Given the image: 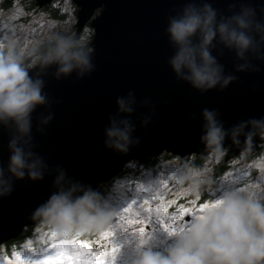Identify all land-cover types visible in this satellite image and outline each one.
I'll return each instance as SVG.
<instances>
[{"label":"clouds","instance_id":"clouds-1","mask_svg":"<svg viewBox=\"0 0 264 264\" xmlns=\"http://www.w3.org/2000/svg\"><path fill=\"white\" fill-rule=\"evenodd\" d=\"M232 8L230 5V14L225 16L205 0H189L167 17L164 31L172 49L167 64L177 80L201 93L225 89L237 77L225 72L212 54L216 49H227L234 55L236 72L260 71L253 61L264 62V8L259 18L251 5L240 3L237 10ZM94 51V44L70 25L47 28L28 48L9 35L0 39V127L9 132V155L6 163L0 164V198L13 191L16 180L38 181L51 175L50 194L32 212L36 224L61 241L101 233H108L111 240L102 254L73 251L72 264H264V194L260 186L228 187L207 195L187 219L168 225L159 222L166 235L158 239L152 231L118 226L124 207H113L96 189L73 179L62 166H50L34 151L33 113L38 107L50 106L43 76L52 69L56 80L72 74L76 79L84 78L95 69ZM115 105L116 111L107 116L103 144L126 154L140 143L132 119L137 106L149 109L139 118L141 128L152 121L155 108L150 97L138 101L133 91L118 95ZM200 117L204 159L222 157L226 138L240 146L243 136V150H251L254 136L264 143V116L229 128L224 127L216 109L203 108ZM52 119L51 111L38 114L36 131L43 135L44 126ZM166 178L177 186L187 185L193 193L203 195L213 190L207 169L191 164L178 162ZM117 230H129V234L114 242ZM125 247L130 248V254L118 260ZM33 253L39 254L35 260L47 257L39 247L31 256Z\"/></svg>","mask_w":264,"mask_h":264},{"label":"water","instance_id":"water-1","mask_svg":"<svg viewBox=\"0 0 264 264\" xmlns=\"http://www.w3.org/2000/svg\"><path fill=\"white\" fill-rule=\"evenodd\" d=\"M51 1L37 0V4L44 6ZM73 1L78 7V32L90 21L94 29L95 69L81 79L72 74L56 80L52 69L43 76L50 106L38 107L33 113L32 136L34 151L50 166H62L73 179L97 190L132 160L148 164L165 152L182 158L203 155L204 146L199 139L203 108L218 110L225 128L264 116V62L253 61L260 68L258 72H236L234 55L227 49H216L212 54L225 72L237 77L225 89L213 88L201 93L176 79L167 64L172 49L164 29L167 17L189 0ZM205 2L225 16L230 14V5L232 11L240 3L251 5L257 18L264 8V0ZM128 91H133L138 101L150 97L155 114L141 128L139 118L149 109L137 106L132 119L137 125L134 135L140 143L128 153L120 154L104 147L103 129L108 124V114L116 111L115 98ZM46 111L53 113V119L44 126L42 135L36 131L37 116ZM8 139L9 132L0 127V164L6 163L9 155ZM240 141L237 146L225 139L226 161L244 151L243 136ZM262 142L259 136H254L253 147L247 151L252 154L260 150ZM52 179L51 175H45L38 181L16 180L13 191L0 198V246L20 237L28 226L36 225L32 212L47 199Z\"/></svg>","mask_w":264,"mask_h":264},{"label":"rangeland","instance_id":"rangeland-1","mask_svg":"<svg viewBox=\"0 0 264 264\" xmlns=\"http://www.w3.org/2000/svg\"><path fill=\"white\" fill-rule=\"evenodd\" d=\"M3 1L5 0H0V32L2 34L0 39L5 35L12 36L24 48L30 47L34 39L42 36L44 31L49 28V25L51 27L66 26L65 21L67 19L59 20L51 11L54 9L65 10L67 11L66 13H71L74 9L78 10L72 0H55L54 7L51 8L48 3L40 6L37 1H33L39 11L29 9L26 0H12V4H14H11V10L5 11L1 9ZM98 14L99 11H97ZM84 37L87 39L88 35L85 34ZM262 148L261 154L256 157H250L247 151H242L240 156L228 162L229 165L221 176L216 175L215 167L220 166L221 160L225 157L227 151L222 157L216 159H204V156L195 154L194 156L190 154L193 157L184 158L173 154L170 158L166 157V155H161L156 164L149 166L138 160H132L121 173L111 177L108 181L110 182L109 184L106 182L108 186L103 197L113 207L118 209L129 208L128 212L121 211L117 222L118 226L122 225L125 228L136 231L143 228L145 231H152L153 235L158 239H163L166 233L156 217L158 205L163 208L165 221H171L174 216L178 215L179 211L186 210L182 217L175 220V222H180L182 219H187L193 211L204 203L205 196L218 194L225 188L257 185L260 186V192L264 194V143ZM165 154L171 153L165 152ZM198 161L201 162L199 166ZM178 162L206 168L209 179L213 181V190L209 189L208 192L204 193V196V194L201 195L189 191L187 185L177 186L173 181L167 179V173ZM153 181L156 182L155 186H151ZM160 181H163L162 185H160ZM140 186L149 189V191L144 192ZM157 187H159L158 193L155 190ZM145 200L149 201L147 205H144ZM147 208H151L152 212H147L145 210ZM137 211L141 213L139 217L136 215ZM128 234L129 230H117L116 235L112 239L114 242H119ZM73 241L76 244H73ZM67 242L61 247L59 254H56L57 250L53 249L51 245L52 243L60 244L61 240L54 238L47 228L36 225L32 236L24 243L17 244L19 246L13 245L11 251L15 258L14 254L23 256L29 247L33 249L39 247L42 253L48 254L47 257L41 258V264H72L73 257L71 253L76 251L78 246H81L80 254H87L88 252L95 254L107 251L111 244L109 236L104 235V233L93 236L71 237L68 238ZM84 244L87 245L86 250L82 248ZM5 252V247L2 246L0 248V261L1 255ZM129 254L130 248L125 247L120 253L118 260L126 258ZM38 257L39 254H32L33 259Z\"/></svg>","mask_w":264,"mask_h":264},{"label":"trees","instance_id":"trees-1","mask_svg":"<svg viewBox=\"0 0 264 264\" xmlns=\"http://www.w3.org/2000/svg\"><path fill=\"white\" fill-rule=\"evenodd\" d=\"M8 2H6L5 3V5H4V7L5 8H8V7H10L11 6V4H12V0H7ZM75 12L76 11H73V14H71L70 15V17H72V18H75L76 17V15H75ZM55 16L56 17H58V16H60V17H65L66 15H64L63 13H61L60 11H55ZM162 155H166V157H168V158H170V157H172L171 155L172 154H165V153H163ZM194 156V155H193ZM192 155H186L185 157H193ZM160 157L161 156H159V157H155L150 163H148L147 165L149 166V165H154V164H156L158 161H159V159H160ZM250 157H253V156H250ZM184 158V157H183ZM225 158V157H224ZM224 158L221 160V164H220V166L219 167H215L216 168V175L217 176H221L224 172H225V169L228 167V165L229 164H227L226 162H225V160H224ZM201 164V162L200 161H198V166ZM109 184V183H108ZM108 184L106 183V184H102L101 186H100V188L97 190L98 192H100L101 193V195L102 196H104L105 195V192H106V188H107V186H108ZM204 196H205V194H204ZM203 196V197H204ZM206 197V196H205ZM33 231H34V227H27L26 229H25V231H24V233L20 236V237H18V238H16V239H12V240H9V241H7L5 244H3V246L5 247V253H3L2 255H1V261H0V264H13V261H14V256H13V252L11 251V248H13V245H17V244H22V243H24L25 241H27L31 236H32V234H33ZM19 245H17V246H19Z\"/></svg>","mask_w":264,"mask_h":264},{"label":"snow or ice","instance_id":"snow-or-ice-1","mask_svg":"<svg viewBox=\"0 0 264 264\" xmlns=\"http://www.w3.org/2000/svg\"><path fill=\"white\" fill-rule=\"evenodd\" d=\"M49 27H51V25H49ZM162 184H163V181H160V185H162ZM140 187L142 188V190H143L144 192H148V191H149V189L144 188L143 186H140ZM155 190H156L157 193H158V192H159V187H157ZM148 203H149L148 200H145V201H144V205H147ZM201 206H202V205H201ZM145 210H146L147 212H149V213L152 212V209H151V208H147V209H145ZM123 211H124V212H128V211H129V208H124ZM184 211H186V210H181V211H179L178 215H177V216H174V217L172 218L171 221H165L164 218H163V208H161V207L158 205V206H157V209H156V217H157V219H158L160 222H163V223H165L166 225H168L169 222H175L176 219H178L179 217H182V216L184 215ZM136 215L139 217V216L141 215V213H140L139 211H137ZM140 222H142V221H140ZM143 230H144V229L141 228V231H143ZM51 235L54 236V234H51ZM104 235L108 236L109 234H108V233H104ZM66 243H68V242H67V241H61L60 244L52 243L51 247H52L53 249H56V250H57V253H56V254H59V251H60L61 247H62L64 244H66ZM72 243H73V244H76L75 241H73ZM82 248L86 250V249H87V245L84 244V245L82 246ZM34 250H35V249L29 247V248L27 249V252H25V254H23V256H21L20 254H14V255H15V260L13 261V264H41V261H39V260H35V259L32 258L31 253L34 252ZM77 251H78V252L81 251V246H78V247H77ZM88 253H89V252H88ZM98 253H99V254H102L103 252H98ZM98 253H95V254H98ZM46 256H48L47 253H46Z\"/></svg>","mask_w":264,"mask_h":264},{"label":"flooded vegetation","instance_id":"flooded-vegetation-1","mask_svg":"<svg viewBox=\"0 0 264 264\" xmlns=\"http://www.w3.org/2000/svg\"><path fill=\"white\" fill-rule=\"evenodd\" d=\"M29 1V3H30V5H31V8H33L32 10H35V11H39L37 8H36V6H35V3H33V1H35V0H28ZM56 1H54V2H52L50 5V8L51 7H54V3H55ZM49 6V5H48ZM55 10V9H54ZM54 10L53 11H51V13L52 14H54ZM76 11V10H75ZM75 14H76V12H75ZM75 21H76V17L74 18V22H72L71 24H70V26L74 29V24H75ZM75 30V29H74ZM80 34H82L83 36L85 35V34H87L88 35V40H90V41H92V37H93V29L91 28V26L90 25H87L82 31H80Z\"/></svg>","mask_w":264,"mask_h":264},{"label":"bare ground","instance_id":"bare-ground-1","mask_svg":"<svg viewBox=\"0 0 264 264\" xmlns=\"http://www.w3.org/2000/svg\"><path fill=\"white\" fill-rule=\"evenodd\" d=\"M54 2V1H53ZM52 3V2H51ZM51 3H48V5H50ZM261 142V141H260Z\"/></svg>","mask_w":264,"mask_h":264}]
</instances>
